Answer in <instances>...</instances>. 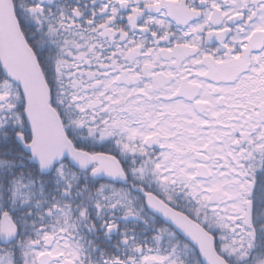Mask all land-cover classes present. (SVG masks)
Returning a JSON list of instances; mask_svg holds the SVG:
<instances>
[{
  "label": "snow or ice",
  "instance_id": "6c2138e0",
  "mask_svg": "<svg viewBox=\"0 0 264 264\" xmlns=\"http://www.w3.org/2000/svg\"><path fill=\"white\" fill-rule=\"evenodd\" d=\"M0 264H264V0H0Z\"/></svg>",
  "mask_w": 264,
  "mask_h": 264
}]
</instances>
